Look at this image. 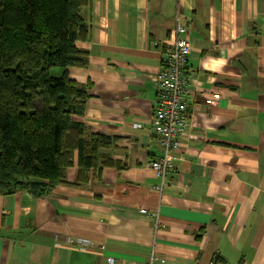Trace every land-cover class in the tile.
<instances>
[{"label":"crops","instance_id":"1","mask_svg":"<svg viewBox=\"0 0 264 264\" xmlns=\"http://www.w3.org/2000/svg\"><path fill=\"white\" fill-rule=\"evenodd\" d=\"M82 16L88 64L68 72L108 163L79 180L74 163L42 197L0 195V264H264V0H92ZM178 23L188 126L161 180L156 76Z\"/></svg>","mask_w":264,"mask_h":264},{"label":"trees","instance_id":"2","mask_svg":"<svg viewBox=\"0 0 264 264\" xmlns=\"http://www.w3.org/2000/svg\"><path fill=\"white\" fill-rule=\"evenodd\" d=\"M91 2L0 0V195L42 197L74 163L78 180L108 163L99 149L112 140L82 122L89 93L68 72L88 64L76 41L89 39Z\"/></svg>","mask_w":264,"mask_h":264},{"label":"built area","instance_id":"3","mask_svg":"<svg viewBox=\"0 0 264 264\" xmlns=\"http://www.w3.org/2000/svg\"><path fill=\"white\" fill-rule=\"evenodd\" d=\"M186 26L178 23L174 28L173 43L167 48L160 71L156 76L159 94L154 105L152 124L156 138L161 145V154L149 163L155 175L163 180L172 167V153L179 146V138L188 126L186 115L189 108V79L186 63L190 56L191 44L186 36ZM215 92L210 99L217 100ZM145 213V209L140 210ZM85 249L93 242L77 237L68 243ZM106 264H113L112 257L105 258Z\"/></svg>","mask_w":264,"mask_h":264},{"label":"rangeland","instance_id":"4","mask_svg":"<svg viewBox=\"0 0 264 264\" xmlns=\"http://www.w3.org/2000/svg\"><path fill=\"white\" fill-rule=\"evenodd\" d=\"M56 71H57V70H55V72H54V73H56ZM58 72H59V70H58Z\"/></svg>","mask_w":264,"mask_h":264}]
</instances>
